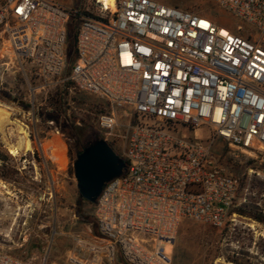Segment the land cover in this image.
I'll return each mask as SVG.
<instances>
[{
  "label": "built area",
  "instance_id": "built-area-1",
  "mask_svg": "<svg viewBox=\"0 0 264 264\" xmlns=\"http://www.w3.org/2000/svg\"><path fill=\"white\" fill-rule=\"evenodd\" d=\"M208 1L239 24L159 0H85L81 11L0 0V92L14 66L46 83L60 77L75 20L69 80L105 101L97 128L126 163L93 204L98 235L78 241L87 259L74 264H171L166 248L183 219L224 228L238 218L239 179L213 143L264 157V0ZM201 127L209 139L190 134ZM0 264L48 262L0 250Z\"/></svg>",
  "mask_w": 264,
  "mask_h": 264
},
{
  "label": "rangeland",
  "instance_id": "rangeland-1",
  "mask_svg": "<svg viewBox=\"0 0 264 264\" xmlns=\"http://www.w3.org/2000/svg\"><path fill=\"white\" fill-rule=\"evenodd\" d=\"M55 1L75 11H81L85 2ZM159 1L211 17L224 28L239 24L208 0ZM69 72L67 65L60 77L46 83L28 70L14 66L5 73L0 92V106L11 108L10 122L22 125L32 146V153L13 150L9 145L20 142L16 127L12 123L1 126L0 181L5 187H0V250L24 259L45 258L48 264H74L73 259H87L77 246L78 241L98 235L94 206L82 200L76 188L69 150L74 155L102 136L96 119L106 103L78 91L69 80ZM55 100L60 111L52 107ZM118 114L124 119L128 111L123 108ZM88 115L89 124L82 123ZM190 134L201 140L211 135L208 127ZM55 143L58 147L64 145L62 164L55 158ZM213 151L221 163L225 161L227 171L242 181L241 205L237 207H254L264 215V157L244 155L220 139L214 141ZM42 154L49 172L41 160ZM166 253L171 264H264V225L240 215L232 227L225 229L183 219L173 247L168 246Z\"/></svg>",
  "mask_w": 264,
  "mask_h": 264
},
{
  "label": "water",
  "instance_id": "water-1",
  "mask_svg": "<svg viewBox=\"0 0 264 264\" xmlns=\"http://www.w3.org/2000/svg\"><path fill=\"white\" fill-rule=\"evenodd\" d=\"M126 163L104 140L82 148L73 162V176L79 196L94 204L104 185L122 175Z\"/></svg>",
  "mask_w": 264,
  "mask_h": 264
},
{
  "label": "trees",
  "instance_id": "trees-1",
  "mask_svg": "<svg viewBox=\"0 0 264 264\" xmlns=\"http://www.w3.org/2000/svg\"><path fill=\"white\" fill-rule=\"evenodd\" d=\"M75 29H76V21L75 20H72L69 23V25H68V39H67V45H66V66L69 65V67L72 66V64H73V62L75 60ZM70 42H71V44H70ZM71 84H73V83L71 82ZM57 105H58L57 100H55V102H54V104H53L52 107H53V109L60 111V109H59V107ZM108 110H109V108H108V106L106 104V107L105 108H102V109L100 108V110L98 111L97 114L104 113V112H106ZM89 120H90V116L88 115L86 120L82 119V123L89 124V122H90ZM98 140H102V136L101 135H99V138L96 139L93 143H95ZM90 144H92V143H90ZM109 146L111 147V145H109ZM83 147H85V146H83ZM83 147H81V149H79L76 153H74V155L72 153L70 154V150H69V156L71 157V160L72 161H75L77 155L81 152V150H82ZM70 148L71 147H69V149ZM113 151H114V149H113ZM115 153L119 157H121L120 154H118V152H115ZM1 160H2V162H4L5 161V158H3ZM222 163H223V165H226L225 161H223V160H222ZM239 183H240V190H241L242 181L239 180ZM233 212L237 213L240 216L251 218V219L257 221L258 223L264 225V215H262L261 213H259L258 211H256L254 207H248V206L236 207L233 210ZM225 228L226 227H224V229Z\"/></svg>",
  "mask_w": 264,
  "mask_h": 264
},
{
  "label": "bare ground",
  "instance_id": "bare-ground-1",
  "mask_svg": "<svg viewBox=\"0 0 264 264\" xmlns=\"http://www.w3.org/2000/svg\"><path fill=\"white\" fill-rule=\"evenodd\" d=\"M3 107H5V108H3ZM10 109L11 108H8V106H6L4 104L0 106V128H1L2 125L6 124V123L14 124L15 127H16V130H17V133H18L17 137H18V140L20 142H18V144L16 143V145H12V146L9 145V146L13 150H23L24 152L31 151L32 150V146H31V143H30V141L28 139V134H27L26 130L22 127V125L18 124L17 122H10V120H9L10 113L8 112V110H10ZM55 146H56L55 151H54V152H56L55 153V158L57 159V161H59V164H62L65 161V158H64V152H65L64 145H61L60 147H58V144L56 145V143H55ZM52 149H54V148H52ZM11 152H14V151H11ZM51 152H53V150ZM0 187H5L4 184L1 181H0ZM28 207H31V206L29 205ZM79 263L80 264H84L83 262H79Z\"/></svg>",
  "mask_w": 264,
  "mask_h": 264
}]
</instances>
